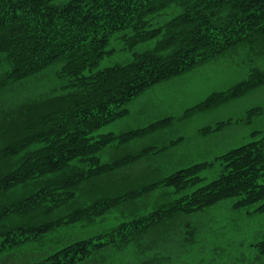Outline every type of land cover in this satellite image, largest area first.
Segmentation results:
<instances>
[{"label": "trees", "instance_id": "1", "mask_svg": "<svg viewBox=\"0 0 264 264\" xmlns=\"http://www.w3.org/2000/svg\"><path fill=\"white\" fill-rule=\"evenodd\" d=\"M117 45L130 59L101 67ZM240 46L257 48L264 61V0H0V258L31 248L48 251L28 264H102L180 214L227 200L234 210L264 213V133L258 130L212 160L156 179L130 187L96 184L176 143L104 161L108 147L145 137L173 118L120 134L98 133L101 127L126 116V105L152 86ZM50 68L46 89L12 102L2 98ZM263 85L264 66L254 67L186 115ZM262 113L263 106H254L244 119L199 131L250 124ZM214 168L216 176L207 179L203 172ZM154 194L160 201L142 210L140 200ZM252 245L264 264V237ZM120 257L118 263L128 264Z\"/></svg>", "mask_w": 264, "mask_h": 264}, {"label": "rangeland", "instance_id": "2", "mask_svg": "<svg viewBox=\"0 0 264 264\" xmlns=\"http://www.w3.org/2000/svg\"><path fill=\"white\" fill-rule=\"evenodd\" d=\"M149 45L151 43L142 44L138 49ZM114 46L115 43H112L110 48ZM118 48L117 45L118 51L101 61V67L130 59L129 52ZM263 66V57L257 48L240 46L196 66L186 75L159 83L142 92L126 105V116L101 127L98 133L120 134L162 117H172L173 121L145 137L134 139L125 145L108 147L102 153L103 160L135 153L144 147L162 148L172 141L179 142L166 151L157 155L148 154L131 166H126L115 179L109 177L96 184H117L120 187L124 184L123 186L130 187L133 184L129 183L153 180L164 173L212 160L224 151L250 141L255 130L264 133V113L255 116L250 124L234 123L211 135L205 136L199 131L201 127L217 121L244 119L246 111L254 106L264 107V85L212 110L185 116L187 108L198 104L210 92L226 90L243 80L252 68ZM52 82L53 69L50 68L41 75L9 87L1 96L10 102L16 101L46 89ZM217 169L204 171L203 174L207 175V179H212L216 176ZM88 187L89 185L84 193ZM160 199L158 194L148 196L140 200L139 207L142 210L149 209ZM231 201L220 202L193 214H180L157 224L135 243L138 249L147 248L148 252L138 255L135 250L137 248H127L122 257L120 254L107 255V262L102 264H126L118 263L119 257L128 264H261L252 244L264 237V213L247 214L245 210H234L230 205ZM47 251L48 249L35 252L31 248H25L3 256L0 264H28L41 258Z\"/></svg>", "mask_w": 264, "mask_h": 264}, {"label": "crops", "instance_id": "3", "mask_svg": "<svg viewBox=\"0 0 264 264\" xmlns=\"http://www.w3.org/2000/svg\"><path fill=\"white\" fill-rule=\"evenodd\" d=\"M194 68H195V67H193V68L190 69L189 71H187V72H185V73H183V74H181V75H179V76H177V77H180V76L186 75V73L190 72V71L193 70ZM177 77H174V78H177ZM172 79H173V78H172ZM172 79H169V80L164 81V82H161V83H165V82L171 81ZM156 85H157V84H156ZM152 87H153V86H152ZM212 92H214V91H212ZM212 92H210V93H212ZM210 93H209V94H210ZM209 94H208V95H209ZM206 97H207V96H206ZM199 102H200V101H199ZM193 106H195V104H194ZM193 106H190L189 108H187V110L190 109V108H192ZM214 108H215V107H214ZM214 108H212V109H214ZM212 109H209V110H212ZM187 110H186V111H187ZM186 111H185V112H186ZM206 111H208V110H206ZM203 112H205V111H203ZM192 113H193V112H192ZM188 115H189V114H188ZM185 116H186V113H185ZM162 118H166V117H162ZM162 118H160V119H162ZM160 119H157V120H160ZM157 120H155V121H157ZM226 120H227V119H226ZM152 122H154V121H152ZM217 122H218V121H217ZM215 123H216V122H215ZM215 123H214V124H215ZM214 124H212V125H214ZM231 125H232V124H231ZM229 126H230V125H228L227 127H229ZM204 127H205V126H204ZM227 127H225V128H227ZM201 128H203V127H201ZM201 128H200V129H201ZM225 128H224V129H225ZM160 129H161V128H160ZM222 130H223V129H222ZM220 131H221V130H220ZM153 132H154V131H153ZM214 133H215V132L210 133V134H207V135H211V134H214ZM203 135L206 136V134H203ZM146 136H147V135H146ZM178 142H179V141H178ZM178 142H176L175 144H177ZM164 147H165V146H164ZM166 150H167V149H165L164 151H166ZM159 153H160V152H159ZM157 154H158V153H154V155H157Z\"/></svg>", "mask_w": 264, "mask_h": 264}]
</instances>
